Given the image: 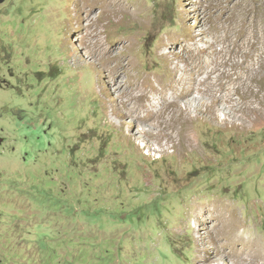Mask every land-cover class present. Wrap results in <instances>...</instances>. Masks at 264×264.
I'll return each instance as SVG.
<instances>
[{
  "label": "rangeland",
  "instance_id": "1",
  "mask_svg": "<svg viewBox=\"0 0 264 264\" xmlns=\"http://www.w3.org/2000/svg\"><path fill=\"white\" fill-rule=\"evenodd\" d=\"M110 1L126 11L104 13L93 0L0 3V264H264V68L254 96L236 93L227 109L195 89L191 142L158 139L155 123L138 121L118 97L130 88L125 58L131 73L170 77L163 53L187 62L168 52L171 35L188 45L195 31L220 33L222 48L237 17H251L236 6L264 0ZM210 15L226 28L210 30ZM214 201L257 236L259 252L230 246L215 218L197 216L194 203Z\"/></svg>",
  "mask_w": 264,
  "mask_h": 264
},
{
  "label": "bare ground",
  "instance_id": "2",
  "mask_svg": "<svg viewBox=\"0 0 264 264\" xmlns=\"http://www.w3.org/2000/svg\"><path fill=\"white\" fill-rule=\"evenodd\" d=\"M96 4L102 6L104 13L113 12L117 14L119 11H126L125 8L127 7V4L122 1L104 0L96 3V1L93 0V6ZM256 5L245 3L236 6V8L239 7L242 10L240 11L241 13H245V15H250L251 17H237L236 21H240L241 24L234 32L235 39L232 42L230 34L226 33L224 35L225 40L222 37V48L216 47V41L220 37L219 32L223 28H226V25L223 19L214 18L212 15L209 17V28L214 33H219L217 36L212 35V37H210V35H205L201 31H195L191 35V40L195 42L187 45L184 39L171 35L168 41H164L171 46L168 52L178 51V53H185V61L187 62L181 65L176 60L175 55L172 54L169 56L163 53L168 64L170 63L172 65V74L170 77H156L155 81L158 84L155 83L148 73H143L141 71H137L136 73L130 72L135 63L125 58V56L128 54L127 51H129L134 44L132 41L123 42L125 47L122 48L121 51L126 60L122 63L124 66L122 67L128 73L127 87L130 88L127 90V94H125V91H121V95L118 94V97L122 100L127 111L129 110L128 112L132 113L133 117L138 121L147 119L155 123L154 126L158 129L156 133L158 139L161 137H168L173 140L177 137L180 141L179 143H183V141L191 142L193 139L191 132L187 129V124L193 119L190 115L192 110L191 107L193 102L198 99L195 89H200L202 91L201 96L203 98L209 97L212 106H214L215 103H220L224 109H227L226 102L233 101V105L237 103V99L234 98V94L236 93L244 99H249L251 96H254L252 95L254 94L252 92L253 88H251L252 82L258 76L259 69L264 68V31L260 34L259 23L261 21L258 22L256 15L257 12H264V8H257ZM138 6L139 8L142 7L141 5ZM205 28V26L201 27V29ZM98 32L99 27L93 20V36L98 34ZM203 36L210 38V43L201 46L198 44V38ZM93 40L96 45L101 46L100 38L95 37ZM206 55L208 56L207 58ZM202 72H205L206 75H202ZM231 80H237L238 85L227 82ZM219 83L223 84L224 91L218 97L216 85ZM229 84H234V88L229 89ZM170 89L172 94L170 97H167V93ZM149 94H153V98L151 102L147 104ZM125 96L128 97L127 99H132L131 104L126 103ZM182 98L187 100L185 107L181 106L178 102V100ZM233 105L232 107H234ZM245 105L248 110L253 109L251 102H245ZM176 128L178 130L175 134L174 131ZM193 207L198 217L210 216L216 219V223L219 225V228H221L220 231H222L223 234L224 232L227 234L226 241L230 246L241 245L251 250L254 249L256 253L260 251V243H258L257 236H254L253 232L247 229H243L241 232L239 231L243 223L231 208L228 210L227 205H222L221 202L214 201L194 203ZM194 226L198 227L197 224H194ZM246 231H249L250 235L245 236L244 233ZM200 240L202 241V238H200ZM219 256L223 257L220 254ZM204 257L205 254L201 259Z\"/></svg>",
  "mask_w": 264,
  "mask_h": 264
},
{
  "label": "water",
  "instance_id": "3",
  "mask_svg": "<svg viewBox=\"0 0 264 264\" xmlns=\"http://www.w3.org/2000/svg\"><path fill=\"white\" fill-rule=\"evenodd\" d=\"M5 0H0V3H3ZM2 142V138L0 137V143Z\"/></svg>",
  "mask_w": 264,
  "mask_h": 264
},
{
  "label": "flooded vegetation",
  "instance_id": "4",
  "mask_svg": "<svg viewBox=\"0 0 264 264\" xmlns=\"http://www.w3.org/2000/svg\"><path fill=\"white\" fill-rule=\"evenodd\" d=\"M4 183H6V182H4Z\"/></svg>",
  "mask_w": 264,
  "mask_h": 264
}]
</instances>
